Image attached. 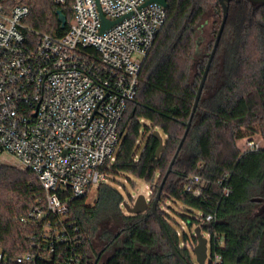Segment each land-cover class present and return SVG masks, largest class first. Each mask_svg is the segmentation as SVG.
I'll return each instance as SVG.
<instances>
[{
    "label": "trees",
    "instance_id": "obj_1",
    "mask_svg": "<svg viewBox=\"0 0 264 264\" xmlns=\"http://www.w3.org/2000/svg\"><path fill=\"white\" fill-rule=\"evenodd\" d=\"M21 2L30 8L24 20L28 43H36L34 32L55 37L67 32L72 19L70 3ZM167 2L165 24L144 60L137 95L129 104L120 127V151L110 166L102 168L107 180L98 186L93 206L87 205V196H67L71 213L63 223L70 240L55 245L51 259H55V253H62L79 256L81 264H94L98 255L94 239L101 223L108 219L114 220L120 230L116 235L102 237L106 244L97 264L113 247L115 250L102 264H182L173 255L152 211L128 214L123 209L124 197L110 185L114 181L111 175L140 179L151 185L154 200L186 130L209 58L207 54L202 56L192 76L199 53L197 27L210 4L222 17L218 0ZM58 10L67 18L65 30L60 28ZM228 31L234 44L225 65L227 76L205 110L201 108L202 102L199 103L157 207L164 230L187 264H196L192 251L198 239L193 231L191 235H177L161 210L162 203L168 199L186 207L189 214L183 217L190 228L200 227L202 233L210 235L209 264H213L216 256L221 259L216 264H264V213L257 216L262 204L253 202L264 199V148L244 151L238 145L245 137L257 133L264 139V5L253 7L246 0L231 2L216 54L221 51ZM155 130L166 137L159 157H156L159 142L153 135ZM194 176L204 181L201 196L185 189ZM224 188L230 190L228 196ZM42 195L41 184L32 172L0 165V251L11 262L38 248L46 250L44 222L20 223ZM209 215L213 219L206 222ZM74 228L78 229L77 233ZM190 238L192 249L186 245ZM38 264L44 263L38 261Z\"/></svg>",
    "mask_w": 264,
    "mask_h": 264
},
{
    "label": "built area",
    "instance_id": "obj_2",
    "mask_svg": "<svg viewBox=\"0 0 264 264\" xmlns=\"http://www.w3.org/2000/svg\"><path fill=\"white\" fill-rule=\"evenodd\" d=\"M53 1L71 4L70 26L61 37L34 32L33 44L25 36L30 8L21 0H0V153L38 178L43 195L20 223L44 222L48 243L46 250L38 248L12 262L0 251V264H81L79 256L55 253L50 258L55 245L70 240L63 223L71 213L67 196H87L106 182L102 168L120 151V127L167 17L157 3L142 8L148 0ZM101 15L108 22L120 21L102 32ZM243 141L244 151L264 148L262 137ZM203 187L204 181L194 176L185 189L201 196ZM212 219L209 215L206 222ZM209 260L210 255L206 264ZM220 260L216 256L213 264Z\"/></svg>",
    "mask_w": 264,
    "mask_h": 264
},
{
    "label": "rangeland",
    "instance_id": "obj_3",
    "mask_svg": "<svg viewBox=\"0 0 264 264\" xmlns=\"http://www.w3.org/2000/svg\"><path fill=\"white\" fill-rule=\"evenodd\" d=\"M222 17L217 15L212 5L210 4L205 11V14L197 27L196 30V41H197V53L195 61L193 63L192 68V76H194L197 72L196 67L198 66L199 61L202 56L205 54L210 55L211 50L214 45L215 37H216V29L220 26V22ZM218 24V25H217ZM234 39L230 31L227 32L224 38V44L221 51H218L216 54V58L211 66L212 69L208 74L202 96L200 102H202L201 108L205 110L206 104H210L212 102V98L215 95L216 91L220 88L223 81L226 78V70L225 65L229 61V53L230 47L233 46ZM202 78V77H201ZM200 84V83H199ZM257 139H260L262 136L260 134H253ZM250 135V136H253ZM164 137V136H163ZM248 137V136H247ZM166 137H164V140ZM240 149H245L244 141L241 140L238 142ZM0 164H5L7 166H12L18 168V162L7 153H0ZM111 178L114 180L110 183L111 186L116 188L124 197L125 202L129 204V206H133L137 197L139 195H145L149 201H152L151 197H147L148 188L150 191H153L151 185L146 184L144 181L140 179H136L131 177V180L126 179L123 176H112ZM153 193V192H152ZM152 196V195H151ZM97 199V188H92L89 194L86 197V203L88 206H93ZM124 209V207H123ZM125 210V209H124ZM161 210L166 220L173 226L176 230L177 235L181 237L183 233L187 235H191L194 229L190 228L189 223L185 221L184 215L189 214L186 210V207L181 203H176L172 200H165L161 205ZM126 211V210H125ZM195 215H199L196 211H192ZM119 225L114 220H105L101 223L100 229L94 239V248L99 253L102 251V248L106 244L105 241H102V237H106L108 235H116L119 232ZM203 235L207 237L206 233L203 231ZM192 238L189 239V242L186 244L190 249H192ZM198 243V242H197ZM197 245V244H196ZM116 247H113L108 252L102 256L99 264H102L106 261V259L113 253ZM211 245L209 242L208 245V253L210 255ZM193 259L195 260L194 253Z\"/></svg>",
    "mask_w": 264,
    "mask_h": 264
},
{
    "label": "water",
    "instance_id": "obj_4",
    "mask_svg": "<svg viewBox=\"0 0 264 264\" xmlns=\"http://www.w3.org/2000/svg\"><path fill=\"white\" fill-rule=\"evenodd\" d=\"M232 1L233 0H218V2L220 3L221 9H222L221 24H220L218 32L216 34L214 45H213L212 51H211V53L209 55L205 70H204V72L202 74V78H201V81H200V84H199V87H198V90H197V93H196L194 105H193V108H192L191 116H190L189 121H188V123L186 125V130H185L184 135H183V137H182V139H181V141H180V143H179V145L177 147L175 155H174V157L172 158V160H171V162L169 164L168 170H167V172H166V174H165V176H164V178L162 180V183L159 186L158 192H157L154 200L149 201L146 198L145 195H139L137 197V199H136V201H135L133 206H129V204H127L126 202L123 203V207H124V209L126 210V212L128 214L137 215V214L146 213L149 210L152 211V213L156 216L161 228L163 229V231H164V233H165V235L167 237L168 242L170 243L173 255L178 260H180V262L182 264H187V263L183 259H181L179 253L177 252L176 248L174 247L173 243L171 242L170 238L168 237L166 231L164 230L163 225H162V223H161V221L159 219V216L157 214V207H158L159 200H160V197H161V194H162V191H163V187H164V185H165V183L167 181L168 176L172 172L173 165H174V163H175V161H176V159L178 157V154L180 153V150H181V148H182V146L184 144V141H185V139H186V137L188 135V132L190 130V127H191V124H192V120H193L194 115L196 113V110L198 108V105H199V102H200V99H201V96H202V92H203V89H204L208 74L210 72L213 60H214V58L216 56L217 50H218L219 45H220V41L222 39L224 30H225V27H226V24H227L228 14H229V5L231 4ZM246 1L249 2V4L251 6H253V7H260V6L264 5V0H246ZM151 3H157V4L163 6L166 9L168 7L167 0H148L142 6V8L146 7L147 5H149ZM57 15H58V20H59V23H60L61 30H65L66 26H67V18H66V16L64 15V13L61 10L57 11ZM101 17H102V22H103V26H102V30H101L102 32L104 30H106L108 27H110V26H112V25H114V24H116V23H118L120 21V20H117L115 22H108L103 15H101ZM153 135L159 142V146H158V148L156 150V157H159L161 155V153L163 152V150H164V138H163V136L161 135V133L158 130H155L153 132ZM253 202H257V203H261L262 204V206L259 208L258 212L256 213L257 216L262 215L264 213V199L257 198V199H254ZM193 234L198 239V243H197V245L195 246V248L193 250L196 264H206V262L209 259V253H208L209 239L203 235L202 230H201L200 227H195L194 230H193ZM101 254H102V251H100L98 253L97 257L95 258L94 264L98 263V260L101 257Z\"/></svg>",
    "mask_w": 264,
    "mask_h": 264
}]
</instances>
